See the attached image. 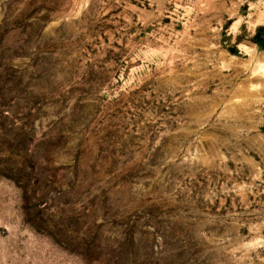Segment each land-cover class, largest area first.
<instances>
[{
  "label": "rangeland",
  "instance_id": "374dc122",
  "mask_svg": "<svg viewBox=\"0 0 264 264\" xmlns=\"http://www.w3.org/2000/svg\"><path fill=\"white\" fill-rule=\"evenodd\" d=\"M0 264H264V0H0Z\"/></svg>",
  "mask_w": 264,
  "mask_h": 264
}]
</instances>
